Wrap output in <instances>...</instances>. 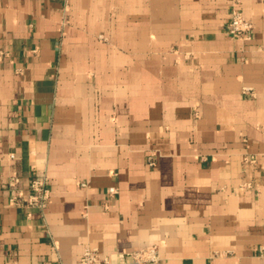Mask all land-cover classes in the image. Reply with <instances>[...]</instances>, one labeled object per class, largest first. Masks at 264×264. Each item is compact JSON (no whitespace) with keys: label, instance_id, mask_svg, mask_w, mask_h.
Listing matches in <instances>:
<instances>
[{"label":"crops","instance_id":"crops-1","mask_svg":"<svg viewBox=\"0 0 264 264\" xmlns=\"http://www.w3.org/2000/svg\"><path fill=\"white\" fill-rule=\"evenodd\" d=\"M0 55V264H264V0H0Z\"/></svg>","mask_w":264,"mask_h":264},{"label":"built area","instance_id":"built-area-1","mask_svg":"<svg viewBox=\"0 0 264 264\" xmlns=\"http://www.w3.org/2000/svg\"><path fill=\"white\" fill-rule=\"evenodd\" d=\"M225 33L232 39L249 40L254 33V24L248 21L243 13L235 8L232 10L231 19ZM1 57V55H0ZM248 91V89L246 90ZM256 162L255 158H247L246 161ZM150 166L154 165L152 158H149ZM264 169V166H263ZM20 179L15 177L11 180L13 194L10 203L25 209H36L44 213L50 203L51 192L48 188L46 178H32L30 181L29 192L25 193L19 188ZM83 187L86 185L83 184ZM251 187L252 185H247ZM115 188L109 189V194H116ZM159 249L156 246L147 247L128 253H118L117 259L109 256H102L98 249L87 248L74 264H156L159 261Z\"/></svg>","mask_w":264,"mask_h":264}]
</instances>
